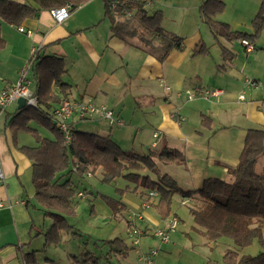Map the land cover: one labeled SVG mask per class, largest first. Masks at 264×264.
Here are the masks:
<instances>
[{"label":"crops","instance_id":"0c3cea01","mask_svg":"<svg viewBox=\"0 0 264 264\" xmlns=\"http://www.w3.org/2000/svg\"><path fill=\"white\" fill-rule=\"evenodd\" d=\"M202 1L198 0L193 8L197 9L200 22L213 35L212 29L203 22L198 13ZM101 2L102 9L98 6L84 9L83 6L86 5L82 4L60 23L52 18L50 11L43 10L39 11L36 17L24 20L19 27L1 22L0 35L5 40V47L0 51V56H3L0 57V92L17 82L18 71L27 63L32 48L38 51L40 57H61L64 61L61 79L68 84V88L65 96L57 85H52V91L58 100L49 109L51 115L61 100L69 99L91 102L97 107L105 106L112 111L113 118L121 122L120 125H109L102 118L88 116L79 119L73 115L68 120L70 130L76 126L80 128V121H87V124H90L88 131L108 137L120 148V141H127L129 134L136 133L139 142L137 145L130 142L131 147L123 149L126 151L139 155L158 153L163 149L178 151L184 160L183 164H177L183 170L181 176L186 188L178 186L183 190H197L207 178L229 181L231 177L228 170L238 164L246 132L249 129L264 130V86L244 89L245 79L264 78V28L254 41H249L253 46L252 51L245 50L240 43L241 39L231 42L220 39L218 42L219 38L215 39L213 36V45L217 48L214 52L211 49L213 45L202 37L201 28H193L188 35L181 37V49H172L160 60L159 46L156 43H143L139 38L141 29L137 24L131 22L119 31L120 36L114 35L110 21L104 18V5L102 0ZM222 2L224 10L213 17V21L226 23L232 32L252 34L251 21L259 10L260 0ZM31 5L36 7L32 2ZM227 10L230 15H226ZM20 27L30 34L20 32ZM234 43H238L239 48L234 47ZM202 45L208 52L205 55L193 54ZM222 46L232 53L230 58L222 56ZM27 79L33 92L34 75L31 70ZM132 83H135L131 92L133 103H127L126 95H130L127 88H130ZM154 83H157L156 88L162 84L168 85L169 90H162L159 96H156L154 90H148ZM196 87L221 90L222 94L214 98L196 97L191 102L180 103L182 97L177 95L178 92ZM119 88H125V91L122 96L114 98V92ZM240 95L243 99L239 98ZM16 109L17 103H12L6 109L0 110V171L3 173V178L0 179V264H22L23 256L30 252H34L38 264H56L57 258L51 253V248L61 246L60 244L65 242L64 233H71L80 238L82 235L86 236L85 246L92 243L93 248L109 247L108 256H113L118 264H145L140 258L149 253L153 246L145 245L140 238H156L153 237L150 226L146 224L157 226L163 219L155 218L151 211L157 218L158 214L151 206L142 208L143 199L138 191H132L135 186L129 183L117 200L123 207L119 215L125 219L126 225L131 215L134 223L140 221L144 225V234L139 237L136 249L129 236L114 237L127 245L128 250L123 253L104 243L113 239L109 235L116 226L114 221L100 228L96 223L88 221L81 233L70 224L78 234L62 232L57 244L45 245L43 234L49 227L43 231L46 227L43 217L47 216L34 197L31 162L20 150L21 147H36L38 141L31 133H14L7 126L8 114ZM125 111L130 114L124 116ZM203 117L210 119L209 126L206 121L202 123ZM179 118L183 120L179 121ZM115 126L122 129L115 130ZM154 134L157 136L154 137ZM29 135L34 136L36 140L30 139ZM263 166L264 158H260L258 167ZM72 172L83 177L88 173L95 176L99 171L92 174L90 168H87L85 173L80 175L75 167H72ZM173 179L178 185L177 179ZM78 193L83 196L79 197ZM126 193L135 195L138 201L133 202L129 197H125ZM98 194L100 193L92 200V218L97 213L102 217V221L111 220L114 213ZM76 196L91 199V195L80 190ZM188 202L192 201H186L187 204ZM138 216L142 217V220H139ZM173 219L179 222L178 218ZM196 234L197 237L184 235L191 244L188 253L193 252L201 257V264H224L223 255L220 256L219 262L210 254L213 244L217 241L210 242L198 232ZM173 241L174 235L172 247L162 245L164 250H154L156 253L151 264H169V255H172V252L182 255L179 245ZM194 247L197 248L196 251ZM40 254L42 258L38 257ZM84 255V259L86 255L94 258L88 250ZM73 258L79 260L70 254V264ZM46 260L52 262L46 263Z\"/></svg>","mask_w":264,"mask_h":264},{"label":"trees","instance_id":"16d2710c","mask_svg":"<svg viewBox=\"0 0 264 264\" xmlns=\"http://www.w3.org/2000/svg\"><path fill=\"white\" fill-rule=\"evenodd\" d=\"M88 1L90 0H0V25L3 22L19 27L24 20L36 17L41 10L51 11L69 5L71 12ZM102 1L104 18L110 21L114 35L120 36L119 31L132 22L141 29L139 38L143 43H156L159 46L160 60L172 49H181L183 38L162 27L161 11L148 14L138 0H119L115 6H111L108 0ZM124 10L130 14H125ZM223 10L222 0H203L198 7L200 18L212 29L215 39L219 38L218 42L220 39L229 42L246 39L252 42L264 28V0H260L259 10L251 21L252 34L232 32L226 23L213 21L212 18ZM4 47L5 40L0 35V51ZM207 52V48L202 45L193 54L205 55ZM221 53L224 58L232 55L223 46ZM27 63L34 75L33 95L37 105L25 106L8 114L7 126L14 133H31L38 141L36 147H21L20 150L31 162L34 197L44 209L45 216L51 219L49 228L43 234L46 246L57 244L62 232L78 234L67 221L75 213L73 199L78 191L70 178L65 176L67 172H72V167L80 175L90 168L92 174L97 170L100 172L103 184H111L121 178L134 185L132 191H138L143 200L149 201L161 219L169 216L174 193H178L184 201L191 200L192 208H189V213L194 229L207 241L216 242L221 238H229L239 250L249 247L254 240L258 241L261 250L257 255L250 257L228 250L222 256L224 264H264V166L258 167L259 159L264 158L263 129H249L246 132L238 164L228 170L231 177L229 181L207 178L199 189L183 190L168 174H161L157 166V160L183 164V157L178 151L163 149L158 153L139 155L121 149L108 137L73 128L70 130V141L65 144L63 133L57 128L53 115L49 112L58 100L52 91L53 84L66 96L68 84L61 79L64 61L57 56L40 57L36 51ZM204 121L209 126L210 119L203 117V124ZM31 122L52 133L54 139L41 138L37 130L29 126ZM63 178L65 180L61 181ZM149 192H155L156 198H150ZM101 200L113 213L123 210L117 201L102 195ZM104 243L114 246L121 253L128 250L127 245L119 238L106 240ZM50 262L52 261L46 260V263ZM22 264H38L34 252L25 254ZM71 264H97V260L86 255L83 260L73 258Z\"/></svg>","mask_w":264,"mask_h":264},{"label":"rangeland","instance_id":"374dc122","mask_svg":"<svg viewBox=\"0 0 264 264\" xmlns=\"http://www.w3.org/2000/svg\"><path fill=\"white\" fill-rule=\"evenodd\" d=\"M101 0H90L87 3H85L83 6L84 9H92L93 7L96 8V6L100 7L102 9ZM198 3V0H151V3L144 4L143 8L148 12V14H153L155 11H161L162 14V27L166 30H168L171 33H174L180 37H184L188 35L193 28H201V34L202 37L208 42L213 45V35L210 34L207 27L202 24L198 18L197 15V9L193 8L195 4ZM95 10V9H93ZM226 15H230L228 10L226 11ZM124 35V34H123ZM129 37V36H128ZM138 39V37H136ZM138 42V40H137ZM234 47L239 48L238 43L233 44ZM212 51L214 52L216 48L215 45L212 46ZM5 53V52H4ZM3 57V56H0ZM28 77H29V71H28ZM139 84V83H137ZM165 85V84H164ZM135 86V83H132L130 88H127V91H130V95L127 93L126 95V102L133 103V100L131 98V92H133ZM168 86V85H165ZM157 87V83H154V86L152 88H148V90H154L156 96H159L158 94L164 90L162 89V86ZM170 87V86H169ZM137 88V87H135ZM171 90V87H170ZM116 92L114 95V98L122 96L123 91H125V88H119L118 90H115ZM126 91V92H127ZM182 98H180V103H188V101L191 102V100H187L186 96L182 93ZM184 99V100H183ZM186 100V101H185ZM130 113L125 111L124 116L129 115ZM193 118V117H191ZM87 121H80V128L75 127V129L88 131L87 128L90 127V124H87ZM110 125V123H109ZM30 126L38 131V134L42 138L47 139H54V136L52 133L47 131L46 129L40 127L35 122H31ZM116 129H122L118 126H115ZM92 132V131H88ZM30 139H35L34 136L29 135ZM36 140V139H35ZM130 142L135 145L139 142V139L132 133L127 136V141H120L121 148L124 149V147H131ZM123 146V147H122ZM157 166L161 172V174H168L173 178L177 179L178 186L181 188H186L184 185V181L182 179V167L178 166L175 163H164L162 161L157 160ZM92 177V178H91ZM65 178H70V180L76 185L77 191H82L86 193L87 195H91V199L87 197L86 198H79L76 195L73 199V204L75 205V213L67 218V221L69 224H72L76 230H78L79 233L82 232L84 226H86V223L88 221L96 223L97 227H104L105 225H108L111 221L116 223V226H114L113 230L111 231L110 235L111 238H114L115 236H121L124 238H128L127 233V225L125 223V219L119 213H114L113 218L105 219V221H102L100 215L96 213V215L92 218V200L95 197V195L98 194L101 198L102 196H105L107 198H110L114 201L118 202V198L122 195V193L125 191V186L127 184L126 181L119 178L115 182L111 184H103L100 180V172H97L95 176H88L85 175L83 177H79L74 172L66 173ZM63 178L61 181H64ZM125 197H129L133 202H137L138 199L135 195H132L131 193H126ZM171 210L170 214L167 217V219H173L178 218V226L175 230L169 232V240L166 243H162L157 238H152L150 236L141 237L140 239L142 242H144L145 245H151L152 250H157V248H165L167 246L172 247V239L174 235V241L177 245H179V251L183 252L182 255L175 254L172 252V255H169V264H201V257L198 255H194L193 252L188 253L189 249H191V244L189 242L188 237H185V234H189L191 236L197 237V231L194 229V223L192 220V217L189 213V208H192V204L186 201L182 202L181 197L178 193H174L171 197ZM155 210L154 208H152ZM156 219H159V216L155 215L153 211H151ZM175 215V216H174ZM45 221V226L43 231L46 230L50 224L51 219L49 217H43ZM167 219H163L162 222L160 220V225H154V224H146V226H150L152 231L163 228L166 225ZM136 221V220H135ZM168 222V221H167ZM135 226L138 229L143 230L144 225L140 221L135 222ZM66 238L65 242L60 244L61 246H58L56 248H51V253L56 256V264H70V254L73 256H76L79 260H83L85 252L90 251L92 257H94L95 260L98 259L99 264H118L119 262L114 260L113 256L111 258L108 256V249L106 248H93L92 243L88 244V246H85L84 244L86 242V236L82 235L81 238L72 235L71 233H64ZM171 238V239H170ZM262 238L264 240V223L262 227ZM171 240V241H170ZM127 241V240H126ZM173 241V242H174ZM162 245H164L162 247ZM138 245H134V248L136 249ZM134 249V250H135ZM164 250V249H163ZM194 250L196 251L197 248L194 247ZM228 250H233L239 252L241 255H247V256H255L260 252V245L257 240H254L251 245L247 248L239 250L237 247H235L233 241L229 238H221L219 239L215 244L212 246L211 255H213V258L218 259L220 262V256L224 255L225 252ZM207 252H210L207 250ZM162 253V252H160ZM192 256V257H191ZM39 258H42V255H38ZM97 258V259H96ZM220 264V263H219Z\"/></svg>","mask_w":264,"mask_h":264},{"label":"built area","instance_id":"2783aa9c","mask_svg":"<svg viewBox=\"0 0 264 264\" xmlns=\"http://www.w3.org/2000/svg\"><path fill=\"white\" fill-rule=\"evenodd\" d=\"M111 6H115L119 3V0H108ZM142 4H149L151 0H138ZM69 8L67 5L60 9H54L50 11L52 18L57 22H62L65 18L69 16ZM125 14L129 15L130 12L127 10L123 11ZM20 32H25L26 34H30L29 31H24L21 27L18 29ZM240 43L245 47L246 51H252V44L246 40L241 39ZM36 53V49H31V56H34ZM30 70L29 64L26 63L19 71H18V80L12 85L10 88L6 90H2L0 92V110L6 109L10 104L17 103L19 98H24L26 106L35 107L37 105L36 98L33 95V92L29 87V80L27 79L28 71ZM264 86V78L262 79H251L247 78L244 82V89H254L260 88ZM162 87L165 91H168L169 88L162 84ZM182 93L186 96L187 100H193L196 97H204V98H214L218 97L222 94L221 90H208L196 87L194 89H186L184 91H179L178 96H182ZM240 99H243V96L240 95ZM76 115L79 119H85L86 117L94 116L97 118L105 119L110 125L117 124L120 125L121 122L117 121L113 118L112 111L108 110L105 106L97 107L91 102H76L71 101L69 99H63L59 103L58 107L53 112L54 122L57 125V128L63 133L65 144H68L70 141V128L68 126V120ZM179 121H182L183 118H179ZM157 134H154L156 137ZM90 176V174H87ZM3 178V173L0 171V179ZM79 197L83 195L78 193ZM155 192H149V197H155ZM184 202V201H182ZM150 206L149 201H142V208L146 209ZM139 220H142V217L138 216ZM178 225V221L176 219H171L167 222L165 227L156 229L153 231V237H156L162 243H166L169 240V232L175 230ZM127 233L128 236L132 239V244L137 245L138 239L144 233L142 230L138 229L133 222V215L128 219L127 223ZM155 251L151 250L149 253L141 256V261L145 264H151L152 257L155 256Z\"/></svg>","mask_w":264,"mask_h":264},{"label":"water","instance_id":"95a60500","mask_svg":"<svg viewBox=\"0 0 264 264\" xmlns=\"http://www.w3.org/2000/svg\"><path fill=\"white\" fill-rule=\"evenodd\" d=\"M25 106H26V104H25L24 98H19L17 100V109H21V108H23Z\"/></svg>","mask_w":264,"mask_h":264}]
</instances>
